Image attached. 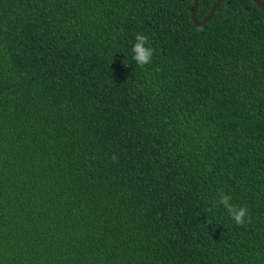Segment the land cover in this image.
I'll return each instance as SVG.
<instances>
[{
  "label": "trees",
  "instance_id": "16d2710c",
  "mask_svg": "<svg viewBox=\"0 0 264 264\" xmlns=\"http://www.w3.org/2000/svg\"><path fill=\"white\" fill-rule=\"evenodd\" d=\"M193 5L0 0V264H264V11Z\"/></svg>",
  "mask_w": 264,
  "mask_h": 264
},
{
  "label": "clouds",
  "instance_id": "9594fccd",
  "mask_svg": "<svg viewBox=\"0 0 264 264\" xmlns=\"http://www.w3.org/2000/svg\"><path fill=\"white\" fill-rule=\"evenodd\" d=\"M153 48L148 46V37L137 33L134 37V43L131 47L132 59L138 67H144L152 61ZM216 203L223 207L230 219L236 225H242L248 220V209L244 206H238L231 202V196L223 191L218 193Z\"/></svg>",
  "mask_w": 264,
  "mask_h": 264
},
{
  "label": "water",
  "instance_id": "95a60500",
  "mask_svg": "<svg viewBox=\"0 0 264 264\" xmlns=\"http://www.w3.org/2000/svg\"><path fill=\"white\" fill-rule=\"evenodd\" d=\"M253 1L259 8H261L264 11V4L262 3L261 0H253ZM198 2H199V0H194V5L192 6V9H191V16H192V19H193L195 25H197L198 27H202L208 21H210V19L212 18V16L214 15L216 10L218 9L219 5L221 4L222 0H217L216 4L212 7L208 16L203 21H199L197 19Z\"/></svg>",
  "mask_w": 264,
  "mask_h": 264
}]
</instances>
